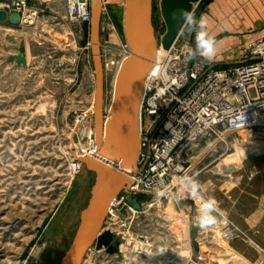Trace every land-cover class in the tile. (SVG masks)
<instances>
[{"label":"rangeland","instance_id":"1","mask_svg":"<svg viewBox=\"0 0 264 264\" xmlns=\"http://www.w3.org/2000/svg\"><path fill=\"white\" fill-rule=\"evenodd\" d=\"M52 1L56 3L52 9L39 6L35 10L27 0V9L37 13L31 25L12 23L9 12L0 20V264H59L95 178L83 164L73 176L71 171V144L85 146L86 129L91 127L94 132V115L79 125L75 122L94 102L96 92L90 25L71 21L67 13L65 18H57L53 12H59V0ZM212 1L193 4L197 18L209 13ZM160 4L161 0H153L158 46L166 32ZM239 7L264 14V0H241ZM123 22L121 4L102 7L99 40L104 115L116 82L113 70L104 63L127 55ZM55 24L58 27H53ZM31 33L46 52L41 64L18 66L10 62L16 51L8 46L16 44L23 53L25 42L20 37ZM11 35L18 41L13 42ZM243 43L248 42L241 46ZM177 44L194 47V34L180 32ZM235 60H239L238 53ZM196 155L189 175H195L207 194L219 202L224 215L229 214L236 222L228 218L240 225L243 238L228 243L210 240L200 249V229L195 221L176 222L180 217L188 220L198 207L179 187L173 202L149 207L139 215L134 237L122 251L111 254L105 248L92 247L82 264H126L127 257L137 258L140 264H264V226L241 224V220L247 223L254 218L250 211L260 209L259 202H263L264 136L255 129L226 134L223 140L202 143ZM177 196H182L179 202ZM199 253L204 255L202 262L197 261Z\"/></svg>","mask_w":264,"mask_h":264},{"label":"built area","instance_id":"2","mask_svg":"<svg viewBox=\"0 0 264 264\" xmlns=\"http://www.w3.org/2000/svg\"><path fill=\"white\" fill-rule=\"evenodd\" d=\"M67 2L71 21L90 23V0ZM0 8L19 15L21 25H31L37 15L27 9V0H5ZM178 37L167 49L157 44L139 106L138 168L131 175V187L118 194L104 222L103 231L111 232L119 240L118 252L134 237L133 227L144 210L176 199L177 178L190 174L194 153L202 143L223 140L226 134L241 130L255 129L264 136V38L242 45L238 62L216 67L199 57L186 61L188 46L178 45ZM125 52L127 55L119 61L110 59L104 63L114 76L130 54L128 46ZM156 64L166 66L170 77L167 90L159 95L158 89H164L165 84L151 77ZM88 130L87 141L97 151L95 134L91 127ZM157 187L169 195L157 198ZM130 199L136 200L139 209L131 205ZM196 214L189 215L188 220L180 217L176 222L181 225L195 221ZM199 229L200 249L207 247L210 240L228 243L245 236L225 215L214 227ZM203 260L204 255L199 253L197 261Z\"/></svg>","mask_w":264,"mask_h":264},{"label":"water","instance_id":"3","mask_svg":"<svg viewBox=\"0 0 264 264\" xmlns=\"http://www.w3.org/2000/svg\"><path fill=\"white\" fill-rule=\"evenodd\" d=\"M124 0H90V44L96 74V92L92 106L97 157H76L85 168L95 174L94 183L86 206L81 210L79 224L73 239L59 264H82L88 251L105 248L108 253L118 252L119 240L109 231H103L108 211L118 194L129 189L131 175L138 168L140 151L139 106L144 83L155 60L157 41L152 21L153 0H125L124 36L130 54L123 61L107 115L103 113V68L100 55L99 25L101 9L107 5L121 4ZM199 0H161L160 9L166 25L162 46L167 49L181 32L182 11H192ZM7 12L0 11V20ZM12 23L19 22V15L10 14ZM13 42L18 39L9 36ZM9 58L18 66L27 61L20 48ZM130 203L139 209L135 199Z\"/></svg>","mask_w":264,"mask_h":264},{"label":"crops","instance_id":"4","mask_svg":"<svg viewBox=\"0 0 264 264\" xmlns=\"http://www.w3.org/2000/svg\"><path fill=\"white\" fill-rule=\"evenodd\" d=\"M28 5L32 9L38 10L37 7L39 6H44L45 9H52L56 3H53L52 0H28ZM58 5L59 12L53 13L57 16L59 15L58 17L56 16L57 18L63 19L66 17L67 13V0H59ZM240 5L241 0H213L209 3V13L203 14L208 20L209 33L213 35L218 42L216 54L210 60L216 67H224L228 64L236 63V55L242 42L264 38V14L261 16L257 13V10L248 7L246 8L247 10H241L242 8L239 7ZM241 13L244 15H241ZM248 13L252 14L249 15ZM59 24L61 25L62 22ZM53 27H58V24H55ZM20 38L24 39L25 42L22 54L26 58V66L29 64H41L42 58L46 56L45 49L41 46L42 43L35 40L36 37L33 36V33H31L30 36H21ZM34 42L38 45H35ZM226 53L228 55L223 57L219 56L220 54ZM247 199H250L249 202H253V198ZM259 203H261L260 209L255 210V212L250 211L249 213L251 216L254 215V218L250 217L247 223L241 220V224L244 226H264V198L263 202ZM257 216L262 217L258 219ZM228 217L236 222L229 214ZM252 244H256L255 246H262L259 243Z\"/></svg>","mask_w":264,"mask_h":264},{"label":"clouds","instance_id":"5","mask_svg":"<svg viewBox=\"0 0 264 264\" xmlns=\"http://www.w3.org/2000/svg\"><path fill=\"white\" fill-rule=\"evenodd\" d=\"M183 23L181 34H194L195 46L186 49L185 60L192 61L197 57L203 60H211L216 54L217 40L208 31V20L203 14L197 18L194 11H182ZM151 77L164 82L165 88L158 89L157 95L167 90L170 77L164 65L156 64L151 70ZM178 185L182 194H186L193 200L198 201L195 223L201 229L214 227L220 222L224 212L219 206V202L213 195L207 194V190L195 175L184 174L177 178ZM157 198H163L169 193L163 188L154 189ZM182 196H177V202Z\"/></svg>","mask_w":264,"mask_h":264},{"label":"bare ground","instance_id":"6","mask_svg":"<svg viewBox=\"0 0 264 264\" xmlns=\"http://www.w3.org/2000/svg\"><path fill=\"white\" fill-rule=\"evenodd\" d=\"M121 5L125 8L126 7V3H125V0L121 2ZM24 43V42H23ZM122 62V60H121ZM117 75L114 76V79H116L117 81ZM148 76V75H147ZM113 79V80H114ZM147 77H146V80H145V83H144V86L147 84ZM115 85H116V82H115ZM94 103V102H93ZM93 103L91 104V106L86 110L84 111L83 113H81L79 115V117L76 119V123L81 124L82 121H86L88 120L91 116H93V109H92V106H93ZM109 110V109H107ZM77 128V127H76ZM74 131V130H73ZM250 132V130H241L239 131L238 133H248ZM86 136L89 134L88 132V129H86ZM71 147H72V151H73V157L74 159L76 157H83V156H92V157H97V151L94 150V147H91L90 143H88V141L86 142V145L85 146H81L79 143H76V142H73V144H71ZM195 158H198L197 155ZM80 162L78 161H74V163L72 162L71 163V171H72V176H73V173L75 172V170L77 168H79L80 166ZM71 176V177H72ZM126 264H140V261L137 260V258H134V259H127V262Z\"/></svg>","mask_w":264,"mask_h":264}]
</instances>
